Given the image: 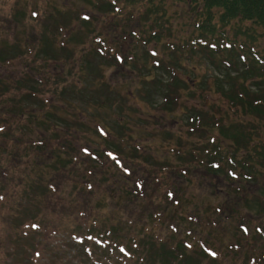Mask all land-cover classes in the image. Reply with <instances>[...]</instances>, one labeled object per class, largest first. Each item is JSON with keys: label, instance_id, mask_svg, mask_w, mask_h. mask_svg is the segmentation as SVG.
<instances>
[{"label": "rangeland", "instance_id": "1", "mask_svg": "<svg viewBox=\"0 0 264 264\" xmlns=\"http://www.w3.org/2000/svg\"><path fill=\"white\" fill-rule=\"evenodd\" d=\"M100 1L0 0V264H146L149 260L142 263L137 251V261L128 262L117 248L109 250L105 243L98 242L94 246L87 239L77 242L75 236L85 238L82 234L85 229L76 232L74 228L84 221H77L71 213L65 217L74 198L69 191L74 190L77 197L83 199L87 210L93 212L94 218L89 215L90 218L100 224L99 230L104 232L111 227L120 229L122 233L114 239L118 242L114 244L130 251L132 240L143 236V219L158 205V200L163 199V194L158 196L155 192L159 190L165 193L167 187L174 186H181V190H176V195L183 206L176 209L161 202L158 210L175 212V221L181 228L193 230L200 236L218 227H230V230H223L222 241L210 245L219 251V259L223 262L220 263L229 264L232 257L229 256V246L237 243L235 233L240 222L255 225L260 219L259 215L249 211L245 197L240 201L227 193H233L232 190L239 186L257 192L261 190L259 186L240 180L232 182L225 174L213 176L204 165L191 166V158L186 160L189 174H184V177L175 170L157 175L151 164L181 167L176 156L165 152L169 145L172 148L181 144L182 148H195L197 151L212 148L211 144H207L205 133L199 135L189 132L190 118L198 115L199 111H211L214 104L225 105L222 111H226L228 101L215 94L209 96V92L206 94L203 91L208 89L215 77L222 80L224 76L215 69L213 59L209 58L205 49L204 52L197 49L194 54L188 52V55H177L168 48L170 46L173 49V45H156V41L147 45H144L145 42L137 43L149 39L146 33L139 34L141 39L131 34L132 30L145 31L140 22L127 19L131 11L137 17L138 9L120 0V14L113 7V13H108L109 5L104 6ZM166 9L170 13L176 10L172 6ZM32 12L37 13V16ZM82 17L93 19V25L92 22L82 23L79 20ZM174 25V29L182 35L192 33L188 29L182 30L177 22ZM97 38L105 39L106 42L97 47L94 42ZM112 41L120 42L122 46ZM110 45L119 46V50H110ZM181 45L177 46L178 49L183 48ZM256 45L255 51L246 52L249 57L253 55L257 60L258 56L264 62V38H260ZM100 46L110 59L91 51ZM147 51L157 52L159 63L166 58V63L162 61L164 69L161 72L153 70V59L151 57L149 61ZM116 55L122 58L127 56L131 60L122 66L117 63ZM166 65L176 68L170 70ZM238 66L241 67L239 62ZM175 72L177 74L173 75ZM31 75L40 76L46 84H40L37 77L34 78L38 83ZM233 75L234 79L239 78V74ZM228 86L219 88L214 85L215 90L229 89ZM261 89H264V77H260L254 87H249V90L257 93ZM32 90L45 95H38L40 99L32 100L28 95ZM167 97L170 100L166 105ZM44 98L50 101L49 104ZM43 102L47 107H44ZM229 106L232 105L229 103ZM43 110L51 114H44ZM233 110L237 111L236 108ZM28 111H32L43 123L32 121ZM80 112L85 116L82 117ZM202 119L209 130L210 114L202 115ZM235 120H238L239 125L242 123L237 128L245 130L249 142L263 137L255 130H264V116L246 113L242 116L238 112V117L227 116L224 125H228L226 128L231 130L230 124ZM96 121L102 122L111 131L109 143L96 133ZM54 126L58 129L55 130ZM211 134L218 138L222 136L220 129H211ZM61 136L62 142L57 143L54 139ZM178 137H182L185 142H180ZM223 137L220 139L223 150H232L233 139ZM42 139L48 141L43 147L33 146L37 144L34 141ZM239 140L242 146L243 138L239 137ZM244 145L246 149L249 144L244 142ZM60 146H65L67 152L64 148L60 151ZM81 147L96 151L115 150L125 161V169L131 168L133 176L123 175L124 172L110 162L105 166L94 163L95 174L90 181L94 189L87 191L83 182L91 179L85 176L82 163L85 157L79 152ZM75 148L77 153L73 156L78 160L71 159V152ZM182 148L177 151L178 155ZM148 151L151 161L144 164L141 159L148 156ZM241 152L238 151V154ZM51 162H56L58 167H50ZM62 165L65 167L61 168ZM32 169L35 171L31 173ZM34 177L52 179L53 187L60 191L62 200L54 201L47 193L51 204L17 210L24 187ZM159 179L164 180L166 186L159 185ZM134 180L135 183L142 181L144 192L150 186V192H154L158 199L151 204L147 199L137 203L126 197L120 199L130 189L136 192ZM109 188L115 191L114 196L109 193ZM137 196L141 198L140 194ZM217 208L223 210L226 217L231 216L232 223L224 222L220 215L212 212ZM128 212L140 217L138 226L136 223L132 226L128 224ZM39 214L46 217L47 225L40 234L30 236L31 224H21L36 219ZM73 214H76L75 210ZM193 214L199 217V223L192 224L185 220L187 215ZM207 219L214 221L209 222ZM148 223L147 226L153 228L150 220ZM165 224L163 222V227L157 228L156 232L159 236L169 237L171 233L164 229ZM191 238L188 236L189 241ZM37 243L42 250L41 257L33 255L35 250H39L35 247ZM91 246L93 251L87 254ZM38 258L41 259L38 261ZM202 264L208 263L202 261Z\"/></svg>", "mask_w": 264, "mask_h": 264}, {"label": "trees", "instance_id": "2", "mask_svg": "<svg viewBox=\"0 0 264 264\" xmlns=\"http://www.w3.org/2000/svg\"><path fill=\"white\" fill-rule=\"evenodd\" d=\"M121 1H124L129 7L138 9L137 17H135L131 11L128 13L127 19L130 21L137 20L140 22L141 26L145 28V31L142 29L138 31L133 30L132 33L137 32L141 35L146 33L147 36H149L148 40H139L137 43L145 42V45H147L150 44L151 41H156V45H159L160 43L173 45V49H171L170 46H168V48L173 51V54L177 55H188V52L194 54L197 49L204 52L203 49H205L208 51L207 54L209 55V58L213 59L212 62L214 67H216L215 69L224 76L222 80L215 77L210 81L208 89L204 88L205 90H202L206 94L209 92V96L215 94L220 96L223 100L225 99L228 101L226 102L228 107L226 108V111H222V108L225 105L218 106L214 104L210 108L212 109L211 111H206V113L205 111H199L198 115L195 114L192 117L193 124H191L193 126V131L191 132L199 135L205 133L207 135V141L212 145V148L197 151L195 148H191V150L186 149L185 147L182 148L183 146L181 144L176 145L177 147L173 146L172 148L170 147L171 145H169L165 152L176 156L177 160L184 167H182V165L181 167L170 166L154 162L151 164L153 168H155L154 173L157 175L171 173L175 170L183 176L184 174H189L186 160L191 158V166L194 164L197 166L204 165L206 170L211 172L213 176L221 177L225 174L226 178L232 182H238V180H240L239 182L243 181L247 182L246 184L259 186L261 190L257 192L253 191V189L248 191L246 186H239V188L232 190L233 193H227L228 195L237 197L240 201L242 197H245L249 211H253L256 216L259 215L260 219L259 224L254 228L251 226L248 227V231L247 227H245V230H242L244 225L240 222L238 231L235 233V238L237 240V243L235 244H237V246H229V256H232L229 264H264V130H255V133L263 137L252 143L246 139L245 130L237 128V126L242 124L239 125L238 120H235L230 124L233 132L226 128L228 125H224L227 121V116L232 118L238 117V112L242 114V116L244 113L264 116V89L259 90L258 93L249 90L250 86L254 87L257 84L260 77H264V62L261 61L258 56L257 60L251 54L249 57L246 52L247 50L249 53L252 50L255 51L257 41L260 38H264V0ZM169 6L174 7L176 9L175 12L170 13L169 10L166 9ZM112 7L110 6L108 13H113L114 7ZM139 9L143 10L139 11ZM174 22H177V25L181 27L182 30L188 29L191 30L192 33L182 35L179 30L176 31L174 29ZM180 44H182V49H178L177 47L180 46ZM120 45L122 46V43H120ZM26 46L29 45L27 44ZM215 58L217 59L214 60ZM162 61H160L159 67L153 68L156 73L161 72L164 69ZM163 62H167L166 58ZM238 62L241 67L238 66ZM124 65H127V63H124ZM167 66L170 67V70H175L176 68L174 65H166V67ZM174 74L177 73L175 72L173 75ZM238 74L239 78L234 79L235 77H232V75L237 76ZM214 85L219 88L229 85L230 88L228 86L229 89H226V86L225 89L216 88L215 90ZM249 94H251L250 98H248ZM28 95L31 97V94L28 93ZM166 99L165 103L167 105V102H169L170 99L169 97ZM251 99L254 101L251 102ZM229 103L232 106H229ZM165 107L166 106H164V108ZM234 108H236L237 111L233 110ZM238 109H241L242 111H238ZM28 114L32 121H35L38 124L43 123V120L39 121V117H37L32 111H28ZM208 114H210L209 130L204 127L205 124L202 119V115L207 116ZM20 118L22 117L20 116ZM18 122H20V120ZM199 123L200 125L197 127ZM213 128L217 130L220 129L222 136H224L223 138H232L233 143H231V145L235 149L223 150V144L220 141L222 136H219L218 138L216 135L211 134V129ZM208 131L210 134H208ZM239 137L243 138L242 146ZM178 138L180 142H185L182 137ZM106 142L109 143L110 141ZM244 142L249 144L246 149ZM33 146H36V148L41 147L39 145ZM180 148L182 149L180 155H178L177 151ZM154 150L155 149H153V151ZM193 150L195 152H193ZM238 151L242 152L238 154ZM94 154L97 156L94 158L86 156L82 162L85 176L91 179L83 182L87 191L94 189V184L90 182L93 180L95 174L94 163L98 165L101 163L102 165L106 157L104 151L100 152L99 150H95ZM149 156L150 153L147 157H142L141 160L144 164H147V161H151L148 159ZM184 156L185 158H183ZM71 159L74 160L72 155ZM213 164H217L216 168L212 166ZM35 165L38 166V164ZM49 166L57 168L58 164L56 162H51ZM64 167V165L61 166V168ZM34 171L35 170L32 169L30 172L32 173ZM209 172L208 175H210ZM6 178L8 179V177ZM47 179L48 177H34L27 183V186L23 189L24 192L21 194L19 208L17 210H28L30 207L40 208L47 204H51L47 197V193L54 201L60 202L62 200L60 191L51 187L50 183L52 179ZM160 183L161 186H166L164 180H160ZM177 189L181 190V186H174L172 188L167 187V192L165 193H162L159 190L155 192L158 196H162V194L164 196L163 199L158 200V205L153 207L150 215L143 219V221H145L141 227V231L142 229L144 230L143 236L132 240L130 253L134 258L133 262L137 261V258L135 260V252L137 251V255L142 263L149 260L146 261V264H202V261L207 262L208 264H222L223 262L219 259V251L214 246L212 247L210 245L222 241L221 236L223 230H230V227H227L226 225L224 226V229L218 227L215 228L213 232H209L205 236H200L193 230H184L181 228V226L175 221V212H163L158 210L161 202L169 204L176 209L183 206L182 201L177 198ZM25 191H28V193L25 194ZM245 192H247V194H245ZM69 193L74 195V198L72 197V206L65 212V217L71 213L77 221H84L80 222L74 230L78 232L85 229L82 234L86 235L103 234L111 244L118 243L114 239L120 236L122 233L121 230L113 227L106 229L104 232L99 230L98 228L100 224L92 219L94 218L93 212L87 210L83 199L78 198L74 190L69 191ZM109 193L111 196L115 195V191L111 188H109ZM137 195L138 193H133L130 189V191L120 197V199L126 197V199L135 203L144 202V200L147 199L150 204L158 199V196L155 197L154 193L150 192V189L145 190L141 198ZM74 210L76 214H73ZM212 212L220 215L224 222L232 223L231 216L226 217L224 211L220 208H217L216 211ZM171 213L174 216L171 215ZM89 215H92V218H90ZM128 215L130 216V222L128 224L132 226L136 223L135 225L138 226L137 222L141 220L140 217L132 212H128ZM42 216V214H39L36 219L32 218L29 221L38 224L37 221L42 222ZM149 220L152 222L151 225L153 228L147 226ZM185 220L192 224L199 223V217L195 214L187 215ZM207 220L209 222L214 221L212 219ZM163 222L166 223L164 229L171 233L169 237L165 235L159 236L156 232L157 228L163 227ZM155 224L157 225L156 228H154ZM215 225L217 224L215 223ZM188 236L192 237L191 241H189ZM131 237L132 236L129 238ZM236 259L237 263H235Z\"/></svg>", "mask_w": 264, "mask_h": 264}, {"label": "bare ground", "instance_id": "3", "mask_svg": "<svg viewBox=\"0 0 264 264\" xmlns=\"http://www.w3.org/2000/svg\"><path fill=\"white\" fill-rule=\"evenodd\" d=\"M245 180H246V179H245ZM247 180H248V178H247ZM247 180H246V181H247Z\"/></svg>", "mask_w": 264, "mask_h": 264}]
</instances>
